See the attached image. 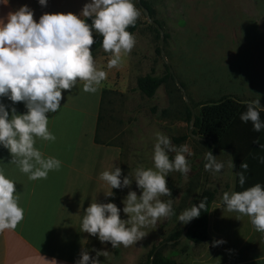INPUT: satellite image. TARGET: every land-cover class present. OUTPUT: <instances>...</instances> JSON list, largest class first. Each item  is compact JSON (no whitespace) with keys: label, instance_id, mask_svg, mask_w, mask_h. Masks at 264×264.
I'll return each mask as SVG.
<instances>
[{"label":"rangeland","instance_id":"374dc122","mask_svg":"<svg viewBox=\"0 0 264 264\" xmlns=\"http://www.w3.org/2000/svg\"><path fill=\"white\" fill-rule=\"evenodd\" d=\"M151 9V20L161 25L157 35L154 25L147 19L137 0H133L139 12L138 26L132 33L136 44L131 53L123 56L120 64L107 68L110 55L100 46L96 56L97 68L106 71L105 90L101 108L100 135L107 143L122 149V175L131 177L137 167L153 166L152 150L155 133L168 136L172 144H187L193 155L187 157L190 172L187 178L179 172H170L166 177L171 196H162L171 201L173 215L161 218L156 225L144 228L146 235L137 243L125 248H111L90 237L86 250L95 255V250L107 251L99 257L102 264H143L151 248L165 240L160 251L173 257L177 264H264V252H250L246 243L248 236L234 230V223H245L234 216L208 227L211 240L194 244L186 237L169 243L168 237L186 224L177 217L185 209L196 204L205 174V155L211 150L204 140L189 135L186 118V103L180 84L197 115L200 105H194L223 95L234 96L242 101H251V39L259 36L264 41V0H144ZM167 34L165 37L164 34ZM162 46L165 60L157 49ZM263 46V45H262ZM164 63L174 75L161 84L152 97H147L136 87V78L151 70L164 72ZM100 66V67H99ZM195 130L192 125L191 132ZM197 135V133H195ZM100 135H98L100 137ZM215 148L214 155L224 167L219 173L207 174L206 188L214 191L210 216L215 211L227 212L217 204L231 184L230 161ZM174 153H169L170 159ZM136 190L135 182L131 185ZM129 189H115L111 202L122 208L121 200ZM121 218L126 216L121 212ZM216 240L224 243L213 246ZM241 247V248H239Z\"/></svg>","mask_w":264,"mask_h":264},{"label":"clouds","instance_id":"9594fccd","mask_svg":"<svg viewBox=\"0 0 264 264\" xmlns=\"http://www.w3.org/2000/svg\"><path fill=\"white\" fill-rule=\"evenodd\" d=\"M9 0H0L7 5ZM48 0H38L46 7ZM139 12L133 0H87L79 14L44 13L34 19L33 10L22 5L15 11L0 17V98H7L12 105L22 102L26 111L18 113L15 107L0 102V147L10 154L9 163L31 181L47 179L50 171H58L61 161L45 156L36 141H55L49 131V115L57 113L64 99L62 93L71 92L78 84L86 93H95L106 78V71L97 68L92 47L94 34L102 37L101 47L110 55L107 68L117 67L123 56L131 53L136 44L135 36L128 31L135 25ZM261 99L250 101L239 119L252 124L255 132L264 130L261 120ZM264 148V145H261ZM169 153H174L170 159ZM193 153L187 144L176 146L170 138L155 133L152 150L153 166L137 167L134 174L122 175V169L114 164L99 173L101 187L109 191L105 197H113V189H129L121 200L122 208L114 202H91L85 209L80 231L98 239L111 248L129 247L142 240L148 226H154L161 218L173 215L171 196L166 177L179 172L187 178L190 165L187 157ZM206 172L219 173L224 167L210 150L205 155ZM264 162V159H262ZM236 173L242 190L224 192L221 209L247 216L253 228L264 233V184L256 183L244 188L248 164L241 162ZM135 182L136 190L131 189ZM16 184L0 169V233L14 230L24 218L19 206ZM206 207L202 199L177 217L182 224L198 218ZM121 212L126 218H121ZM216 240L213 246L223 244ZM95 255L82 250L75 264H102L99 257L107 251L93 249Z\"/></svg>","mask_w":264,"mask_h":264},{"label":"crops","instance_id":"0c3cea01","mask_svg":"<svg viewBox=\"0 0 264 264\" xmlns=\"http://www.w3.org/2000/svg\"><path fill=\"white\" fill-rule=\"evenodd\" d=\"M86 2L48 0L47 6L42 7L38 0H9L7 5L0 4V17H5L22 5L29 6L37 20L44 13L79 14ZM98 50L93 57L95 64ZM104 82L107 83L106 78ZM104 82L95 93L84 92L82 84H78L71 92L62 93L64 99L61 108L57 113L49 115L48 129L56 140H37L35 147L45 156L59 159L61 168L50 171L47 179L29 180L16 165L9 163L10 154L0 147V169L15 182L19 192L18 204L24 209V218L16 229L0 233V264H75L80 252L86 250L91 236L80 231L83 209L91 202L106 203L112 199L105 197L104 192L109 189L106 185L101 187L99 173L107 169L113 160L114 164L123 168L122 149L119 145L95 141L103 92L110 89L104 86ZM256 99H261L262 107L258 110L264 121V41L259 36L251 39V101ZM0 102L15 107L18 113L26 111L22 102L12 105L7 98H0ZM251 130L252 186L256 183L264 184V148H261L264 145V130L255 132L252 124ZM221 151L230 161L229 192H232L235 186L232 154L230 150ZM240 160L241 157H238V162ZM217 204L221 206V199ZM227 216L237 217L238 214L228 215L215 211L210 216L209 213L208 227L210 223L213 226L219 225L222 219H229ZM241 219L246 222L234 223L233 228L247 235L248 241L240 245L250 246V252H264V233L257 232L247 216H240ZM263 258L256 257L254 260ZM248 263L251 264V256Z\"/></svg>","mask_w":264,"mask_h":264},{"label":"trees","instance_id":"16d2710c","mask_svg":"<svg viewBox=\"0 0 264 264\" xmlns=\"http://www.w3.org/2000/svg\"><path fill=\"white\" fill-rule=\"evenodd\" d=\"M140 4L147 8L149 15H151V9L146 4V2L144 0H140ZM154 21L157 22L161 27L160 23L157 20ZM137 26L138 21H136L135 25L130 26L128 28V31L133 33ZM154 30L157 35L160 34L156 27H154ZM164 36L166 37L167 34L165 33ZM94 40L95 43L92 47L93 57L101 46L102 37L94 34ZM157 52H160L159 48L157 49ZM169 79H174V75L169 70L168 66L164 63V72L162 74L155 73L154 70H151L144 75L138 76L136 78L135 88L147 97H152L157 88L161 84L166 83ZM104 93L105 92H103V95ZM249 102V100L242 101L234 96L223 95L215 100L210 99L208 101H202L194 104L195 106L200 105V109L197 115H195V121L193 123L195 130L193 131V134L197 133V135L201 137L200 139L204 140V142L210 149L212 147L211 143H213L215 145V148L231 151L233 158L232 169L235 173L234 191L242 190L238 184V177L236 176V173L241 171V162H246L248 164V169L245 173L246 183L243 187L247 188L251 186V122L243 123L239 119L240 114L246 111L247 104ZM101 108L102 104L97 119L95 141L110 144L105 142L100 135V133H102V130L104 129V123L103 126H101L100 123ZM185 110L186 118L189 121L191 112L187 105L185 106ZM98 135H100V137ZM238 157H241V160L239 162ZM214 196V191L205 188V190L201 192L200 189L196 204H198L200 200L203 199L205 201L206 207L203 211H201V215L198 218H193L189 223L186 224L188 225V227L185 237L190 242L196 245L210 240L207 231L208 214ZM182 231L183 229L172 232L168 239L172 240L178 238ZM163 241L164 243L166 242L165 240ZM155 247L156 245L151 248V250L149 251V257L143 264L149 263L151 254ZM159 249L155 252L151 264H177L176 260L173 257L163 255Z\"/></svg>","mask_w":264,"mask_h":264},{"label":"water","instance_id":"95a60500","mask_svg":"<svg viewBox=\"0 0 264 264\" xmlns=\"http://www.w3.org/2000/svg\"><path fill=\"white\" fill-rule=\"evenodd\" d=\"M138 1V3H139V5H140V7H141V9H142V11H143V13L145 14V16L147 17V19L158 29V31H159V33H160V35H161V40H162V31H161V27L159 26V24L157 23V22H155L154 20H151L150 18H149V13H148V10H147V8H145L142 4H140V0H137ZM160 53H161V57L165 60V56H164V53H163V49H162V46L160 45ZM171 71V70H170ZM178 87L180 88V90L182 91V93H183V98H184V101H185V103H186V105L188 106V108L190 109V112H191V114H190V120H189V134L190 135H194V136H196L197 138H201L200 136H198V135H196V134H193L192 132H191V128H192V125H193V123H194V121H195V113H194V109H193V107H192V105L189 103V101H188V99H187V97H186V95H185V92H184V90H183V88H182V86L180 85V84H178ZM211 151H212V153H213V155H214V150H215V145L213 144V143H211ZM207 174H208V172H206L205 171V174H204V176H203V180H202V186H201V192H203L204 190H205V188H206V181H207ZM187 227H188V225H186V227L183 229V231H182V233L179 235V237L178 238H176V239H172V240H169L168 242L169 243H173V242H175V241H177V240H179V239H181V238H183V237H185V234H186V230H187ZM164 244V241L163 242H160V243H158L157 245H156V247L153 249V252H152V254H151V257H150V260H149V263L148 264H151V262H152V259H153V257H154V255H155V252L162 246Z\"/></svg>","mask_w":264,"mask_h":264}]
</instances>
